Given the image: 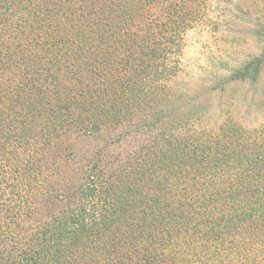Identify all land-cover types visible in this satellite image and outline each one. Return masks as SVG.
Returning a JSON list of instances; mask_svg holds the SVG:
<instances>
[{"label": "trees", "instance_id": "16d2710c", "mask_svg": "<svg viewBox=\"0 0 264 264\" xmlns=\"http://www.w3.org/2000/svg\"><path fill=\"white\" fill-rule=\"evenodd\" d=\"M194 2L0 0V264H264V128L163 118ZM124 125L157 133L57 186L65 137Z\"/></svg>", "mask_w": 264, "mask_h": 264}, {"label": "rangeland", "instance_id": "374dc122", "mask_svg": "<svg viewBox=\"0 0 264 264\" xmlns=\"http://www.w3.org/2000/svg\"><path fill=\"white\" fill-rule=\"evenodd\" d=\"M189 10L190 17L181 23L186 30L178 48L177 71L164 82L169 100L162 107L166 108L163 118L183 125L195 115L197 129H218L225 122L250 130L264 128V62L256 81L231 79L246 62L264 54V0H195ZM145 110L135 122L154 119ZM135 127L133 131L139 125ZM152 129L147 126L142 133L128 136L124 133L129 128L124 125L65 137L68 156L58 169L68 175L64 182L59 181L61 176H54L57 186L75 190L89 163L99 156L106 168L111 164L118 169L127 157L153 141L157 132ZM121 134L125 138L114 141ZM40 217L47 219L48 215L41 210Z\"/></svg>", "mask_w": 264, "mask_h": 264}]
</instances>
